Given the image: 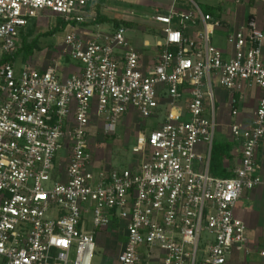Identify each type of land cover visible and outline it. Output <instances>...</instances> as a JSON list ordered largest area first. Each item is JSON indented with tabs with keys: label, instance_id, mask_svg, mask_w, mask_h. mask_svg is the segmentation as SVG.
Returning <instances> with one entry per match:
<instances>
[{
	"label": "built area",
	"instance_id": "built-area-1",
	"mask_svg": "<svg viewBox=\"0 0 264 264\" xmlns=\"http://www.w3.org/2000/svg\"><path fill=\"white\" fill-rule=\"evenodd\" d=\"M101 1L0 0V264H93L88 214L101 230L119 223L126 241L116 264H241L251 250L235 210L245 190L264 187V32L250 18L228 35L225 55L211 42L221 20L195 0H174L151 17L162 41L145 65L126 26L91 28ZM46 16L66 24L61 53L79 72L18 67L22 31ZM214 74L234 119L248 93L259 94L251 125L229 127L242 154L231 178L209 171ZM130 110L163 122L139 133L137 164H101L96 127L114 135Z\"/></svg>",
	"mask_w": 264,
	"mask_h": 264
},
{
	"label": "rangeland",
	"instance_id": "rangeland-1",
	"mask_svg": "<svg viewBox=\"0 0 264 264\" xmlns=\"http://www.w3.org/2000/svg\"><path fill=\"white\" fill-rule=\"evenodd\" d=\"M195 1L204 12L211 11L215 19H219L218 17L226 13V10H230L234 14L238 12L240 14L244 8L251 7L250 3L245 0H241L240 3H237L235 0ZM122 2L123 3L106 2L101 10V14L111 19L114 18L131 22L132 25L127 28L129 31H132L129 32V36L133 44L137 45L138 48H142V43L146 40L150 43L152 48H155L157 40L162 39V36H158V34L156 35L152 32L154 20L151 17L156 13L157 9H159L160 12L163 11L160 7H170L174 0H126ZM210 3H213V5ZM57 22L62 21L54 16L42 17L36 21L35 36L41 35L39 38L41 50L36 51L26 62L41 69L49 65H58L59 70L63 71L64 77H67L73 72H79L82 64L78 60L64 57L61 53L64 46V38L68 30L66 27L61 28L53 35H43L54 29ZM111 26V24L106 23L92 24L91 28L100 31H110ZM218 28L219 27L216 28L215 34L211 36L212 43L215 40V35L219 33ZM35 36H32L30 40ZM21 58L22 54L17 58L18 67L23 66L24 62H21ZM213 87L217 105V128L213 145H215L214 155L217 156L220 155V152H217L219 145L223 147L225 144H230L229 147L232 148L234 144L229 140V133H226V124L228 125L232 121L226 91L219 86V78L216 74L213 76ZM158 115V118L154 117L145 120L136 114L134 110H130L128 115L118 124L117 131L114 135H104L101 133L100 127H96L97 136L93 138L91 147L93 152L96 153L98 161L106 166L113 164V166L119 169L126 168L131 164H137L140 158L137 154L133 153L132 148L136 143L139 133H145L146 131L150 132L158 128L163 122V114ZM106 136L112 138L109 139ZM237 143L240 145L239 142ZM228 150H230V148L226 150V154ZM222 167L223 164H220L218 171H222ZM210 173L214 175L211 171ZM85 219L86 229L93 231L97 239V248L93 264H116L118 252L120 251L121 245L125 243L126 238L118 234V230L115 226H110L107 230L96 228L92 223L90 214L86 215ZM206 239L207 236L204 235L202 242L204 243ZM260 243L264 246V239H260ZM249 258L253 260L259 259V257L253 253L249 255Z\"/></svg>",
	"mask_w": 264,
	"mask_h": 264
},
{
	"label": "crops",
	"instance_id": "crops-1",
	"mask_svg": "<svg viewBox=\"0 0 264 264\" xmlns=\"http://www.w3.org/2000/svg\"><path fill=\"white\" fill-rule=\"evenodd\" d=\"M250 3L251 7L244 8L239 14L232 13L230 10H226V13H223L218 18L221 20V26H219V33L214 37V45L218 47L225 55H229L231 52V46L227 42V37L229 34L233 33L236 30H239L242 26L247 24V20L250 18L255 19L257 29L264 32V0H245ZM213 5V3H210ZM169 8V6H164ZM208 14L212 15L211 11H205ZM213 16V15H212ZM214 17V16H213ZM37 20V19H36ZM152 32L158 36H162L160 33L161 25L157 22H153ZM201 25H197L196 30H201ZM216 28L214 29V33ZM212 34V35H213ZM212 38V37H211ZM146 41V40H145ZM143 41V43L145 42ZM162 41V39L157 40V42ZM148 42V41H147ZM157 42L155 48H152L148 42V46L144 47L142 43V48H136L141 53L142 61L145 65L153 64L159 55V48L157 47ZM212 42V41H211ZM229 100V99H228ZM259 102V94L255 90L250 92L246 97L245 101L241 104V110L239 115L227 126V134H230V125L235 121L236 123L241 124L243 127H248L251 125L253 112L256 109ZM230 110V107H229ZM231 116V115H230ZM230 142L234 144L230 151V157L223 159V166L225 167L227 173H230L231 178L234 176L235 169L239 166L242 158L241 147L240 145L231 137ZM204 148H200L202 151ZM257 160L262 166V172L264 174V140L261 142L260 146L257 148ZM210 171V170H209ZM211 174V173H210ZM212 175V174H211ZM213 176V175H212ZM236 214L240 219L243 220L246 226V236H247V245L251 250V254H256L259 259H251L248 256L240 255L241 264H264V256L260 255L261 251H264V246L261 245L260 239H264V187L260 186L254 190H245L242 194L241 199L239 200L236 210ZM258 254V255H257Z\"/></svg>",
	"mask_w": 264,
	"mask_h": 264
},
{
	"label": "trees",
	"instance_id": "trees-1",
	"mask_svg": "<svg viewBox=\"0 0 264 264\" xmlns=\"http://www.w3.org/2000/svg\"><path fill=\"white\" fill-rule=\"evenodd\" d=\"M111 1L113 3H123L122 1H126V0H102L101 3L98 5L97 9H96V17L94 20H90L88 22H90V25L92 24H111L112 26H120V25H124L126 27H130L132 25L131 22H127V21H122V20H117V19H111L103 14H101V10L103 8V6L106 4V2ZM163 11L162 12H166L168 10V8L165 7H160ZM207 13V12H205ZM36 19H33L31 22L32 26H30L29 28L25 29L22 31L21 33V38H20V48L17 52V57H19V55L22 54V61L26 62L28 61L29 58L32 57V55L36 52L41 50V46L39 43V38L41 35L35 36V32H36ZM111 26V27H112ZM67 27L65 23L63 22H57V25L54 29H52L51 31L43 34V35H53L55 34L58 30H60L61 28H65ZM32 36H35L34 38H32L30 40V38ZM107 137V136H106ZM107 138H112V137H107ZM230 145V144H229ZM229 145L225 144L223 145H219L217 148V152H220V155L215 156L214 155V151H215V145H213L212 147V153H211V160H210V165H209V170L214 174L213 176L216 178H228L230 175V173H227L225 167H222V171H218V168L220 166V164H223V159L224 158H228L230 157V151H231V147H229ZM222 147V150L220 151ZM228 150V153L226 154V150ZM223 152V153H221ZM222 160V161H221ZM222 172V173H221ZM119 227V223L117 221H115V224L113 225V227Z\"/></svg>",
	"mask_w": 264,
	"mask_h": 264
}]
</instances>
